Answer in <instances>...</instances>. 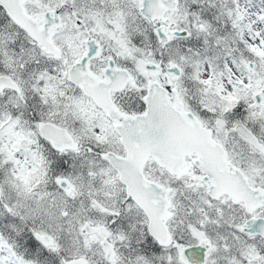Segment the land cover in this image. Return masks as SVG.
Segmentation results:
<instances>
[{
	"label": "snow or ice",
	"instance_id": "1",
	"mask_svg": "<svg viewBox=\"0 0 264 264\" xmlns=\"http://www.w3.org/2000/svg\"><path fill=\"white\" fill-rule=\"evenodd\" d=\"M0 264H264V0H0Z\"/></svg>",
	"mask_w": 264,
	"mask_h": 264
}]
</instances>
